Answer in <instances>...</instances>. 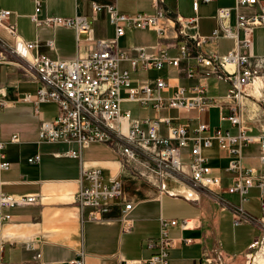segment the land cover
I'll use <instances>...</instances> for the list:
<instances>
[{
	"label": "crops",
	"instance_id": "obj_1",
	"mask_svg": "<svg viewBox=\"0 0 264 264\" xmlns=\"http://www.w3.org/2000/svg\"><path fill=\"white\" fill-rule=\"evenodd\" d=\"M193 1L164 0L163 8L171 17L189 18L196 15L198 31L203 36H209L215 28L217 9L233 7L235 3V0H197V11H194ZM93 3L99 5L96 10L93 9ZM109 3L115 4L120 13L128 15L151 11L149 0H42L40 19L46 16L72 17L76 14L86 16L93 40H78L72 28L35 24L31 18L35 10L33 0H0V9L10 11L5 23L14 30L15 35L36 42L32 50L34 56L76 59L85 56L96 40L113 37V26L104 7ZM230 23L234 24L233 9ZM13 38L8 29L0 28V142H4L3 151L6 159L11 162L9 169L0 170V192L32 194L36 200L29 205L10 209L12 218L0 224V264H68L69 260L79 255H82L84 264H148L146 259L154 252L149 242L159 235L161 219L183 218L190 220L189 227H168L169 235L174 239L168 251L169 264H249V260H246L248 252L258 243L264 226V212L256 187H253L257 190L256 203L251 202L249 195L248 201L243 203L252 222L237 225L251 227L235 234L228 230L230 214L222 212L218 204L202 202L198 193L194 197L181 194L190 192L192 195V191H189L192 189L181 187V184L168 189L164 181H155L153 178L149 181L140 177L107 144L92 143L80 148L74 142L39 141L40 119L54 117L58 105L54 102H40L36 109L33 103L22 100L24 93L34 94L41 82L28 62L12 51ZM121 39H124L126 47L119 48L129 55L134 54L135 47L155 54L160 49V46H156L158 40L154 31L126 30L119 38L118 46ZM49 40L52 46L47 44ZM251 40L252 52L264 55V26L254 29ZM233 46L232 39L221 38L202 45L200 50L222 54ZM167 51L174 55L178 49L167 46ZM162 70L164 72L159 77L169 80L172 85L190 86L195 82L205 84L206 95L215 101L213 106L205 110L180 109L164 111L163 114L171 115L178 123H206L211 128L220 127L224 131L237 132L236 126L220 118L229 113L227 103H238L226 97L229 88L227 82L216 76L190 80L181 71L172 68ZM155 71L133 73V82L137 79L150 82L158 77L154 75ZM259 82L258 79L247 86L245 94L258 96ZM210 87L217 91L225 89L226 93H210ZM242 103V125L252 129L246 131L248 135L257 137L261 121H250L249 112L254 107V101L243 97ZM212 110L217 116L214 124L210 121L209 112ZM138 111L140 114L136 115L139 116L154 115L151 108ZM14 134L18 138L16 141L11 140ZM252 144L256 145L257 154H243L244 165L264 173L261 171L264 166L259 165L256 159L259 145L256 141ZM71 151H77L78 156L73 157ZM34 154L39 155V160L28 163L27 158ZM203 154L208 164L212 161L213 165H209L213 173L221 175L223 186L231 184V175L225 170L229 160L227 153L219 150L215 143L203 149ZM253 158L256 164L246 162V159ZM91 169H100L104 182L114 178L122 182L124 200L132 202L130 211L123 214V205L117 201L106 212L78 205L76 195L86 184L84 172ZM234 195L238 203V196ZM257 208L261 210V215Z\"/></svg>",
	"mask_w": 264,
	"mask_h": 264
},
{
	"label": "built area",
	"instance_id": "obj_2",
	"mask_svg": "<svg viewBox=\"0 0 264 264\" xmlns=\"http://www.w3.org/2000/svg\"><path fill=\"white\" fill-rule=\"evenodd\" d=\"M33 1L35 10L31 18L35 24L69 27L74 29L76 39L93 40L86 16L76 14L72 17L46 16L40 19L42 0ZM149 1L151 11H139L132 15L120 13L113 3L104 5L113 26V37L96 40L85 56L76 59L34 56L32 50L36 42L15 35L14 30L5 23L10 11L0 9V28L5 27L14 37L12 51L28 62L41 82L34 94L24 93L22 100L33 103L36 109L40 102L58 105L54 117L40 119L39 141L74 142L80 148L92 143L107 144L139 176L149 181L151 178H172L175 182L189 179L194 186L217 197L220 210L230 214L234 225L251 223L252 218L244 210L243 203L248 201L249 189L256 187L264 212V173L244 165L243 148L256 141L259 145L256 159L259 165L264 166V55L252 52L251 40L254 29L264 26V0H235L233 7L218 8L216 26L209 36L199 33L196 15L189 18L171 17L163 8L164 0ZM92 6L94 10L99 7L94 3ZM197 7L198 1L194 0L193 10L197 11ZM231 9L234 10V24L230 23ZM136 29L154 31L159 52L149 53L144 48L135 47L134 54L129 55L120 49L119 38L126 30ZM221 38L234 41L233 48L228 52L221 54L200 50L202 45ZM47 44L52 46V41L49 40ZM169 45L177 48L178 52L169 54ZM164 68L181 71L190 80L216 76L227 82L229 88L226 97L238 103H227L229 113L220 118L236 126L237 132L211 128L206 123H178L171 115L163 114L164 111L180 109L205 110L215 103L212 97L206 95V85L203 83L172 85L169 80L159 76L150 82L140 79L133 82V73ZM258 79V96L246 95V87ZM243 97L254 101V107L249 112L250 121H261L257 137L248 135L246 131L252 129L242 125ZM122 103H136L138 109L151 108L154 115H133L130 109L122 108ZM261 111L263 113L258 114ZM17 139L16 134L12 135V141ZM214 143L229 157L225 170L231 175V184L225 187L222 177L212 173L203 154V149L212 147ZM3 149L4 142H0V170H7L11 162L6 159ZM70 154L78 156L77 151ZM38 160L37 154L27 158L28 163ZM84 178L86 184L76 195L80 207L89 206L106 212L117 201L123 205V214L132 209V202L124 200L123 185L119 179L104 182L100 169L86 170ZM223 192L236 194L239 202L227 201L221 196ZM35 200L36 196L32 194L0 192V224L12 218L10 209L29 205ZM189 224L187 218L161 219L159 235L149 242L154 252L146 262L169 264L168 251L174 239L170 237L168 227L184 229ZM68 264H84L82 255L69 260Z\"/></svg>",
	"mask_w": 264,
	"mask_h": 264
},
{
	"label": "rangeland",
	"instance_id": "obj_3",
	"mask_svg": "<svg viewBox=\"0 0 264 264\" xmlns=\"http://www.w3.org/2000/svg\"><path fill=\"white\" fill-rule=\"evenodd\" d=\"M83 37V36H82ZM170 46V45H169ZM119 47H126V44L124 42V39H121L120 40V44H119ZM164 70H160V71H155L154 75H157V76H161L163 74ZM212 82V81H211ZM210 93H213V94H224L226 93L225 89L223 90H212V88L210 87V90H209ZM251 102V101H249ZM122 108H128L132 111L133 115H136V114H140V111H138V108H137V105L136 103H122ZM141 114L143 115V113L141 112ZM210 116H211V123L214 124L216 123L217 121V116H216V113L214 110H212V112H209ZM256 145L254 144H248V146H245L244 150H243V154H247V155H255L257 154V152L255 153L256 151ZM258 161V160H257ZM256 159L253 158L252 160H247L246 159V162H248L249 164H256L257 163ZM210 165H213L212 161L209 162ZM132 169V168H131ZM137 171H140L138 170V168L136 169ZM141 170L144 171L143 168H141ZM132 171L134 173L137 174V172L135 170L132 169ZM261 171H264V167H261ZM138 175V174H137ZM140 177H143V176H140ZM154 179V178H153ZM172 178H167V179H164V184H165V187L168 188V189H173L174 187H178L179 184H181L180 186L181 187H187L189 189H192V190H189V191H192V195H188V192L187 194L185 192H182L181 194H185L187 195L188 197H194L196 195V193L199 194V198L201 199L202 202L204 203H213V204H218L219 205V208H220V204L217 200V197H215L214 195L210 194V192H208L207 190H204L202 188H199L197 186H194L193 182L189 179L187 180H184V181H179V182H175L173 179L171 180ZM155 181H160L159 179H154ZM185 184V185H184ZM250 196V199H251V202L252 203H256V196H257V190L256 189H250L248 194ZM224 199H226L227 201H230L232 203H236L235 201V195L234 194H228V193H224L221 195ZM235 201V202H234ZM247 207V205H245ZM257 210L259 211V215H261V210L259 208H257ZM229 214V213H228ZM228 222V230L229 232H234L235 234L238 233L240 234V230H248L251 226H246V225H243V226H236L233 224L232 220L230 218H228L227 220ZM251 224V223H250ZM262 258H263V261H262ZM73 259V258H72ZM246 260H249V264H264V226H263V230H262V236H260L259 240H258V243L255 244V246L253 248H251L248 252V258H246ZM258 261V262H257Z\"/></svg>",
	"mask_w": 264,
	"mask_h": 264
},
{
	"label": "bare ground",
	"instance_id": "obj_4",
	"mask_svg": "<svg viewBox=\"0 0 264 264\" xmlns=\"http://www.w3.org/2000/svg\"><path fill=\"white\" fill-rule=\"evenodd\" d=\"M228 67V66H227ZM229 68V67H228ZM230 69V68H229ZM256 86V85H255ZM255 88V87H254ZM257 91V90H256ZM255 92V91H254ZM258 93V92H257ZM259 94V93H258ZM248 104H249V102H248ZM144 115H146V114H144ZM215 144V143H214ZM213 144V145H214ZM185 150V149H184ZM210 166V165H209ZM211 167V166H210ZM211 169H212V167H211ZM212 173H213V169H212ZM214 174V173H213ZM216 175V174H215ZM218 176H221V175H218ZM105 180V179H104ZM160 180V182H163V179H159ZM151 181V180H150ZM205 190V189H204ZM209 192V191H208ZM211 194V193H210ZM134 204V203H133ZM85 207V206H84ZM262 261H263V258H262ZM258 262V261H257Z\"/></svg>",
	"mask_w": 264,
	"mask_h": 264
}]
</instances>
